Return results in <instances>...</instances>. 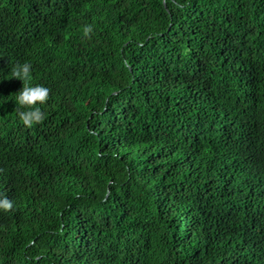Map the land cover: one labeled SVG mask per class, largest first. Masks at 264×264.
<instances>
[{
  "label": "trees",
  "instance_id": "1",
  "mask_svg": "<svg viewBox=\"0 0 264 264\" xmlns=\"http://www.w3.org/2000/svg\"><path fill=\"white\" fill-rule=\"evenodd\" d=\"M0 200V264H264V0H0Z\"/></svg>",
  "mask_w": 264,
  "mask_h": 264
},
{
  "label": "clouds",
  "instance_id": "2",
  "mask_svg": "<svg viewBox=\"0 0 264 264\" xmlns=\"http://www.w3.org/2000/svg\"><path fill=\"white\" fill-rule=\"evenodd\" d=\"M92 31L93 28L90 24L82 28L84 37H88ZM11 75L13 78L22 81V87L15 92L17 118L25 127H31L44 118L42 106L46 105L49 99V88L43 84H33L31 82V64L29 62L14 65ZM9 207H11L10 202L0 200V208L7 210Z\"/></svg>",
  "mask_w": 264,
  "mask_h": 264
}]
</instances>
